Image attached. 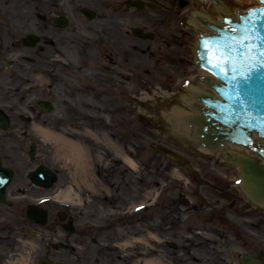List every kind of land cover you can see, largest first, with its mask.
Wrapping results in <instances>:
<instances>
[{
	"label": "flooded vegetation",
	"instance_id": "flooded-vegetation-1",
	"mask_svg": "<svg viewBox=\"0 0 264 264\" xmlns=\"http://www.w3.org/2000/svg\"><path fill=\"white\" fill-rule=\"evenodd\" d=\"M132 1H139V8ZM200 2L0 0V79L15 82V67L21 74L33 73L35 77L47 73L46 78L55 83L64 69L65 124L70 139L81 140L77 134L85 132L88 147L105 148L107 141L114 146H136L139 91L151 93L159 87L165 90L158 94L164 101H180L191 95L185 87L189 79L201 81L190 45L197 34L192 12L202 8ZM205 11L216 13L215 5L208 3ZM59 47L67 52L61 59ZM53 87L56 85L49 90L55 93ZM44 99L54 102L57 98L48 94ZM35 105L36 114L34 109L7 112L10 127L0 128L1 162L15 171L0 201V264H10L11 258L24 250L20 235L26 230L30 234L26 237H37L38 248L44 241L47 252L50 246L42 237L52 233L51 225L58 226L59 213L67 224H76L81 217L56 209L57 197L48 193L54 186L41 187L28 177L41 165L55 169L46 162L48 151L32 136L34 125L41 126L43 114L38 101ZM152 109L158 115L153 120L159 130L151 124L147 130L161 134L167 128L164 137L169 146L181 148L187 157L181 160L163 154L167 161L145 157L142 170L133 173L135 185H131L132 194L124 209L127 196L122 192L131 181L123 183L122 174L117 173L120 188L117 186L115 196L120 203H115L116 219L129 229L133 239L139 238L138 228L145 227V243L161 244L155 247L165 264H264V207L252 202L237 185L236 165L180 139L155 110L156 105ZM102 153L105 159L106 153ZM120 165L116 161V166ZM33 204L48 212L43 227L26 217L27 207ZM39 228L43 231L36 233ZM18 259L13 263L18 264Z\"/></svg>",
	"mask_w": 264,
	"mask_h": 264
},
{
	"label": "rangeland",
	"instance_id": "rangeland-1",
	"mask_svg": "<svg viewBox=\"0 0 264 264\" xmlns=\"http://www.w3.org/2000/svg\"><path fill=\"white\" fill-rule=\"evenodd\" d=\"M225 2L229 4L228 7L231 9L235 7L246 8L249 5L258 4L256 0H225ZM190 43L192 45L193 40ZM65 50L66 48L59 47L58 57L60 55L67 56ZM12 69L10 68V70ZM60 70L62 74H57V82L55 83H51L52 79L49 76L46 78L47 73H44L46 74L44 76L35 77V74L24 71L21 74L20 69L16 70L15 67L13 69V75L17 78L15 82L6 83L0 79V108H5L8 113H14L18 109L20 112L25 109H34L36 114L37 107L35 104L39 98H44L48 94L57 98L53 99L55 102L54 109L42 115L40 119L41 124L47 122V128L45 130L37 129V125H34L35 129L32 130V136L37 137L36 142L37 144L40 143L39 146L42 150L48 151L50 157L46 162L59 173L57 183L48 191L49 194L57 197L56 209L71 211L75 216L80 214L81 217L76 220L77 230L75 233L66 232L59 225L56 227L51 225L52 227H49H51L52 233L48 231L42 237L50 246L47 252L52 264H165L166 260H164L163 254L156 248L160 247L161 244L154 243L152 247L145 243V232H147L145 227H139L137 231L139 238L133 239L128 234V229L125 230L119 222H115V215L117 214L115 203H120V199L115 196L117 182L124 179L123 183L129 184L131 181L130 187L122 192L127 196L123 199L124 209L129 204L128 197L132 194L131 185H135L132 183V171L134 170L131 167L135 165L132 162L133 159L136 157L140 159L148 154L149 148L143 145L147 139L151 140V144L154 146L163 137L158 132L151 133L150 136L148 131L139 127L135 140L136 147H107L106 144L105 148H100L107 153L105 160L100 156L98 149L72 143L68 139L70 130L68 131L65 124L67 118V93H65L67 85L64 83L66 72L64 69ZM18 74L22 75L24 81L20 80ZM53 84L56 85L53 87L55 93L48 91V88ZM153 102L155 100L144 102V112H152ZM138 104L139 109L142 108L141 100H138ZM138 118L141 124L144 123L141 121L144 116L139 112ZM1 133L3 132L1 131ZM83 134H77L82 142L85 140ZM157 158L161 160L163 156L157 153ZM116 159L122 160L123 166L121 168L112 163ZM117 173L122 174V178L120 177L119 180ZM18 185H21V179L18 180ZM160 189L154 192L155 197ZM84 225L88 227V231ZM36 230L37 232L43 231L42 228ZM24 244L25 258L23 259L22 256L21 260L23 259L24 261H22L25 263L30 258V264H35L36 255L40 253L36 249L38 241L26 239ZM43 246L44 241L40 244L41 248ZM16 256L18 257L19 254ZM16 256L11 258L10 264H14L13 262L17 259Z\"/></svg>",
	"mask_w": 264,
	"mask_h": 264
},
{
	"label": "water",
	"instance_id": "water-1",
	"mask_svg": "<svg viewBox=\"0 0 264 264\" xmlns=\"http://www.w3.org/2000/svg\"><path fill=\"white\" fill-rule=\"evenodd\" d=\"M214 1L218 5L224 6L222 0ZM258 1L261 2V0ZM261 9H264L262 2L261 5L248 8L247 11L237 9V15L219 9L218 13L222 16L219 21L198 14L197 17L213 32L200 34L198 37L199 44L195 49L196 62L197 65L207 69L219 79L217 82L211 78L204 79L218 95L199 90L193 91L197 101L192 102V104L198 112L190 113L178 110L177 121L185 127L191 128L194 125L196 130L194 133H190V138L208 148H213L215 151L222 150L223 145L228 142L242 145L253 154H257V158H252L243 156V154L227 152L226 157L241 168L244 190L255 201L264 205V163L261 162L264 160V144L257 142L255 138L257 135L264 142V69L255 73L252 79L248 81L246 91H240L238 102L236 91L231 87V83L223 82L209 65L200 60V56L204 52L200 38L217 34L214 30H219L218 34L224 37L233 35L229 31L230 28L239 27L243 29L246 26H254L258 34L264 36V12L259 11ZM44 108L48 110L50 106ZM2 121L6 122L5 119ZM162 150L175 154L168 148H162ZM39 176L43 179L45 173L40 172ZM11 177L12 171L8 168H2L0 165V180L4 181L0 183V194L12 179ZM29 213L35 215L37 212L35 209H31Z\"/></svg>",
	"mask_w": 264,
	"mask_h": 264
},
{
	"label": "snow or ice",
	"instance_id": "snow-or-ice-1",
	"mask_svg": "<svg viewBox=\"0 0 264 264\" xmlns=\"http://www.w3.org/2000/svg\"><path fill=\"white\" fill-rule=\"evenodd\" d=\"M259 11L264 12V9ZM214 31L217 34L200 38L204 49L200 60L209 65L223 82L231 83L239 102L240 91H246L248 81L264 69V36L258 34L254 26L230 28L233 35L224 37L218 34L219 30ZM238 33L242 34L236 35Z\"/></svg>",
	"mask_w": 264,
	"mask_h": 264
}]
</instances>
